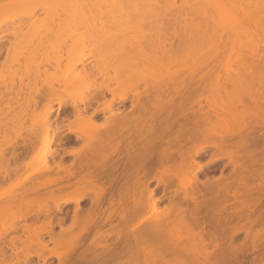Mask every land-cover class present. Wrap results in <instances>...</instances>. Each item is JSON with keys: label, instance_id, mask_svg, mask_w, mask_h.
<instances>
[{"label": "bare ground", "instance_id": "1", "mask_svg": "<svg viewBox=\"0 0 264 264\" xmlns=\"http://www.w3.org/2000/svg\"><path fill=\"white\" fill-rule=\"evenodd\" d=\"M52 1L53 3L57 2V4L62 2V5L59 4L61 6L59 9L63 7L64 10H67L73 6L77 10L74 14H72L74 11L72 8L66 12L69 11L68 16H74L76 21L89 19L94 22L107 19L112 22L127 23L133 17H145L144 19L159 17V19H163L164 17L175 16L184 17L185 20L189 15L185 21L189 20L187 21L189 25L196 28L201 34H205L207 41L215 38L219 40L221 46L223 45L222 48L227 44L240 45L244 51L248 49L253 53L254 56L251 54L253 56L252 63H255L259 58H254L260 52V48L257 46L260 42L255 41L256 38L254 37L258 31L264 28L260 25H264V0H75V2L72 0L74 5L70 0H48L51 7H55V3L52 4ZM51 7H47V10ZM55 11L52 10L51 12ZM64 14L67 16V13ZM51 15L48 14L47 16ZM26 16L0 14V25L5 22L15 23V21ZM252 27L256 29L253 28V31ZM17 30L10 31L14 40L8 41L5 56L7 58L5 62H2V66L12 60L16 64L14 59L18 58L23 51L24 55H21L20 63L17 62L19 63L18 72L24 75L26 72L23 71L31 68V71H34V68L38 69L36 71H43L41 68L45 66L42 63L43 59H39V57L42 54L41 57L44 56L43 48H46V41L50 43V39L54 38V34L52 38L49 37L53 30L48 29L47 32L45 29L41 35L38 33L40 36L37 34L36 38L34 37L32 46H35V49L27 47V41L22 36L25 35L23 34L24 29L22 31ZM104 37L97 40L94 38V43L110 44L101 45L98 48L114 52L113 63H107L108 61L100 58L99 55L94 60V64H87L84 61L85 58L78 54L79 52L76 53L79 50L77 42L69 41L68 37L65 36L54 41L55 45L61 44H59V48L56 46L57 52L61 48L60 55L64 54L60 58L62 59L60 71L65 73L68 70H75L80 64L81 71L85 74L84 78L86 77L85 79H89V81L87 82L88 85L82 87L84 89L78 90V88L77 92L71 93L72 90L69 89H74L72 86L74 81L66 83L63 80L65 78L63 72L55 73V75L50 71L52 73L48 74L51 76L48 75L49 78L46 76L45 82L37 85L39 87L49 85L53 89L51 88L52 90L46 93L47 107L43 119L45 121L34 125L27 131L23 128L18 130L20 141L15 146V150L18 149L19 153L29 157L18 162L16 168L33 167V169L21 176L13 186L31 180L33 175L37 174L40 179L33 180L32 185L23 190L22 194L31 193L38 196L46 192L48 198L56 201L52 207L44 205L33 207L31 205L33 200L26 204L29 206L20 216L21 221L24 220L23 223H9L3 226V230L0 231L1 264H50L53 259L56 260V264H219L221 256L227 258L228 256H243L242 253L245 254L246 251H249L246 246V239L249 238L251 251L254 250L255 246L257 247L259 244L258 240H262L261 231H264V219L262 222V218H260V216L264 217V215H260L263 214L264 208L262 211L259 209L262 213L258 211V205L262 204L261 200L264 201V89H255L256 92L241 96V107L239 106L241 116L240 113H237L241 117V123L237 127L240 119L236 115L239 119H237V128H231L230 131L224 130L227 132L226 134L213 135L214 133L211 132L213 129L209 131L212 127L208 129L209 132L207 131L211 125L208 122L212 115L214 120L216 119L214 115L220 114L215 110L216 113L212 112L215 113L212 114L208 110L201 112L188 106L189 94L195 88L193 84L180 82L179 84L176 83L175 86L165 81L162 82L161 86L153 88L152 92L147 90L145 93L144 90V93H140L137 89L142 77L140 80V73H136L140 71L139 69L143 71L142 68L146 67V63L145 60L137 58L136 55H141L147 45L134 46L128 40ZM167 41L164 40L162 45L166 44ZM215 42L217 43V41ZM42 43L45 46L43 45L41 48ZM21 44L24 46L22 47ZM37 44L40 45L37 46ZM55 45H53L54 48L52 45H49L48 48L55 49ZM38 48H41L43 53ZM48 48H46L47 51L50 50ZM26 49L27 53L25 52ZM47 51H45L46 54ZM72 52L77 54L75 58L71 56ZM38 53L39 57L36 58ZM13 54L18 56L14 57ZM46 54L45 56H47ZM11 58L12 60H10ZM211 59L217 58L213 56ZM44 60L47 61L46 57ZM103 60L105 61L103 62ZM241 60L246 64L247 61H250L244 60V57ZM240 62L242 65L243 62ZM109 64L111 66H113L112 64L116 65L115 68L123 64L122 67L117 68L118 71L114 70L113 76L115 83H117L116 87L112 86L110 81H104L110 77L108 74ZM30 66L33 67L30 68ZM123 66H128L130 74L127 68H123ZM244 66L242 72L247 67ZM125 71H127L125 76L127 79H125L130 85L122 83L127 82L124 78L121 79L122 75H120L121 73L125 75ZM134 74L138 76H133ZM99 76H102L103 80H98ZM241 76L240 74V79L244 78ZM136 77L139 79H135ZM90 78H92V82H90ZM229 79L228 83L237 80L236 77L235 80ZM246 81L248 82V79ZM246 81L242 82L249 85ZM126 84L130 88L127 89ZM119 86L126 88L125 90H129L132 94L131 110L129 108L122 115L123 118L120 122H110L117 117L118 113L106 116V119L100 123L93 121V111L87 115L88 107L93 102L98 104L94 113L110 110L116 103L125 102L127 95L121 93L123 88ZM119 88H122L121 91ZM62 92L71 94L69 103L63 102L60 98ZM107 93L111 95L110 99L106 98ZM243 97L245 99L247 97L248 100ZM53 103H57L59 115L60 113L66 115V127L63 124L64 119L62 121L55 119L56 121L53 122L55 118L53 117L52 121L47 120L52 113ZM133 109H135L136 115L135 112L132 113ZM140 110H143V112L141 111L142 114ZM69 112L73 114L72 119L69 118ZM142 115H144V119ZM135 119H139V121L135 122ZM141 119H143L142 122ZM64 130L68 136L65 135ZM141 130H143L142 133ZM210 132L212 133L211 136H209ZM71 135L74 136L75 142L79 143L77 148L68 143L71 140ZM53 144H56L57 148H52ZM66 144L71 147H67ZM53 149L56 150L53 154L61 150L63 154H72L76 158L65 164L62 163L61 159H56L54 156L50 159L48 156ZM208 150L213 151L210 152L207 161L203 163L196 159ZM123 151L126 154H131L132 157H129L130 159L125 162H120L127 164L125 165L126 169L123 170V172L127 170L125 172L127 176L122 173L126 177L118 175L116 172H114L116 173L115 177L110 174V177H114L116 185H118L114 187L115 184L112 182L114 179H110L113 184L109 183V180H107L108 183L106 180L102 181L103 177H106L105 179L110 178L104 176L108 175V172L104 174L105 171L102 170L104 166L106 169V163L108 166L112 165V162L99 156ZM155 153L159 155H156L159 157L156 158L159 159L156 162L158 165L152 163L153 166L150 169L151 165L147 163L154 159L152 156H155ZM175 153L180 154V159H182V162L178 164L179 166L176 164ZM220 159L226 160L224 166L232 165L233 169L228 175L215 177L214 180L217 182L214 183L210 179L211 175L212 178L214 175L208 176V172L212 169L211 166ZM75 160L78 161L75 162ZM143 161L148 166L147 172L141 171L145 167ZM37 165L39 168L35 169L38 167ZM97 167H99L98 174L95 171ZM152 168L157 171L154 169L156 172H152ZM206 169L207 180L202 181L198 178V174L205 175ZM180 172L181 174L184 173L183 176L185 175V177L189 176L187 182L179 183L181 187L188 188L183 194L178 193L176 188L169 186L171 180L178 177ZM102 174H104L103 177ZM97 175L100 176V178L97 177L99 179L96 178ZM120 176L126 181L128 178L131 179L132 184L129 183L130 181L127 183L124 181L130 186H126L124 182L120 183L122 181L121 178L119 179ZM247 177L256 178L258 183L255 186L246 184L245 179ZM71 179H75V181L68 182ZM262 179L263 182L260 181ZM151 180H155L156 184L163 185L160 193L158 192L159 188L157 190V188L149 187L152 183H150ZM98 181H101V184L104 182L105 185H101ZM117 182L119 183L117 184ZM237 183L239 184L237 185ZM107 184H112L110 186L113 188H107L110 186L103 188ZM119 184L124 187L122 188ZM199 184L207 186V188H199ZM228 184H232L234 188H227ZM70 186L72 188H68ZM47 187L51 188L45 190ZM249 188H255L254 191L259 189L257 193L261 192V194L251 199H242L243 195L254 193ZM68 189L73 191H71L73 193L71 196L66 193ZM221 193L226 197L232 196L235 201L239 202V206L232 207L234 214L243 209L246 213L244 218L246 222L242 226L228 229L223 238L219 236V231H221V229L218 230L220 219L215 214V203ZM170 196L172 198H169ZM166 197L171 200L169 204H165L166 207H162L164 208L163 211L160 205L158 206V202ZM86 199L89 200V204L82 207L81 203ZM69 204L74 206L70 221L66 219L67 215L64 210L65 206ZM202 209L205 211L200 216ZM245 209L247 210L245 211ZM146 210L147 213L145 214ZM207 211L211 214L208 220L204 219ZM255 211L257 215H254ZM230 217V215L224 216L222 223L226 224ZM137 218L138 220L135 222L134 220ZM39 222H41L40 228L36 227ZM252 227L254 230L250 229ZM9 231H13L15 235L8 236ZM248 231L251 233L250 235H248ZM238 232H243L246 235L244 234V242L236 244L234 237ZM89 236H91V240L84 244L86 240H89ZM49 244H52L53 247H49ZM125 246L126 252L124 251ZM11 247L15 250L12 251ZM32 247H37L40 251L24 252L27 248ZM6 249H10L11 253L7 254ZM34 258L36 259L35 262H33ZM229 260L226 259L225 261L230 263L231 260L230 262ZM237 261V264H242Z\"/></svg>", "mask_w": 264, "mask_h": 264}, {"label": "rangeland", "instance_id": "2", "mask_svg": "<svg viewBox=\"0 0 264 264\" xmlns=\"http://www.w3.org/2000/svg\"><path fill=\"white\" fill-rule=\"evenodd\" d=\"M54 1H56V0H54ZM70 2H72V5H74L72 0H70ZM74 2H75V0H74ZM54 3L52 1V4H54ZM61 3H62L61 1H60V3L58 2V4L56 2L55 7H51V4H50V2H48V0H0V14H6V15H12V16L27 15L23 19L21 18V19L15 21V23L18 22L17 24H15L13 22H5V23H2L0 25V207H2L0 209V231L3 230V226L5 224L17 223V222L23 223L24 220L21 221L20 216L22 213H24L27 210V206H29V205H26V204L30 203L31 201L34 200V202H32V204H31V205H33V207H36L37 205H44V206L52 207L54 205V202L56 201V200H53L51 198H48V195L46 194V192L42 193L38 196L31 194V193H27L24 195L22 194L23 190L27 189L28 186L32 185L33 180L37 181L40 179V176L37 174H34L32 179L25 182V183H22L18 186L17 185L13 186V185H15V182L21 176H23L24 174H26L27 172H29L33 169V167L32 168H23L22 167L20 169L16 168V165L18 162L23 161L25 158L27 159V157H29V156L26 157L25 154L19 153L17 151L18 149L15 150V146L20 141L19 137H18L19 136L18 130H21L23 128L24 130L27 131V129L32 128L34 125L36 126L39 123H41L42 121L43 122L45 121L43 119H44V111L47 107L46 93L49 90H52L53 88L50 87L49 85H47L46 87H43L42 85H41V87H39L37 85L41 84V82H43L45 79L49 78L51 76V75H49L50 73L53 72L52 74H55V73L60 74L59 72H61V73L63 72V71H60L62 69L61 65H60L62 59H60V58H62L61 56H63L64 54L60 55V49L61 48L58 51L59 53L57 52V49H56L57 48L56 46H58V48H59V46L61 44L60 43H59L60 45L54 44V41L61 39L62 36H65L66 38L68 37L69 41H74L75 43L77 42V45L79 46V50L76 53L79 52L78 54L82 55L83 58H85L84 61L87 64H91V65L95 63L94 60L96 58H98L99 55H100V58L107 60L108 61V62L106 61L107 63H109V62L113 63V61H114L113 60L114 59L113 58L114 52L112 53L110 51H106L105 49L98 48L101 45H105V44L110 45V44H107V43L102 44L99 42L94 43V40L95 39L97 40L100 37L102 38L104 36H107V37L109 36V37H113L116 39L128 40V41L132 42L133 43L132 45H134V46H139V45H144V44L147 45L145 50L142 51L141 55L140 54L136 55L137 58H142V60L143 61L145 60L144 62L146 63L145 64L146 67L142 68L143 71L141 69H139L141 72L140 71L138 73L135 72L136 74L140 73L139 74L140 80L142 77V80L139 81L140 83H138L139 85H138L137 90L140 91V93H144V90L146 91L145 93H147V90H150L152 92L153 88H155V87L157 88L158 86H161L162 82H165V81H167L168 83H171L175 86H176V83L179 84L180 82L193 84V86L195 88L189 94V98L187 100L188 106L190 108H193L195 110H199L201 112L208 110L211 113L216 111V112H219V114H220V115H218V113L215 114L216 112L212 113V114H215L214 117L216 116L215 117L216 119H214V120H213V115H212V117L210 115L211 118L209 119L208 124H211V125L209 127L207 124V126L209 127V128H207V131H208V129H210L212 127L209 131H211L213 129L211 131L212 133H214L213 135L226 134L227 133L226 131H228V130L230 131L231 128H233V129L237 128L241 123V119H240L241 118L240 117L241 116V108H240L241 107L240 106L241 105L240 104L241 96H243V95L245 96V95H248L249 93L256 92L259 88L264 89V32H262L264 30L263 24H260V25H262L263 30L258 31L256 34V37H254V38H256L255 41L258 40V42H260V43H258L259 45H257V46H259L260 52H261V50H262V52L261 53L259 52L258 53L259 55L257 54L258 56L256 55L254 57V58H257V57H259V58L257 59V61L255 59V61H256L255 63L254 62L252 63V61H253L252 58L254 56L253 53L250 52L248 49H247L248 51L246 50L247 51V53H246V51L243 50L244 48H241L242 46L240 47V45H237V44L232 45L231 44L232 45L231 46L230 44H227L226 46H224L222 48L223 45L221 46V44H219L220 43L219 40H216L215 38H213L212 40L209 39L207 41L205 34L204 35H203V33L201 34L200 32H198L196 30V28L189 25V23L187 22L189 20L185 21L189 17V15H188V17L186 16L187 14L185 15L187 17V18H185V20H184V17L175 16V17H164L163 19L162 18L159 19V17L158 18H151L150 17L149 19L148 18L144 19L145 17H133L127 23L119 22L121 24H119L118 22L108 21L107 19L97 20L94 22L89 20V19L88 20L83 19V21H79V19H78V21H79L78 22L74 19V16H72V15L68 16L69 11L68 12H66V11L69 8H67V10H64L63 7L61 9H59V7H61L60 5H62ZM75 5H77V4H75ZM47 7H51L53 9L49 8V10H47L48 9ZM64 8H66V7H64ZM71 8L74 11H73V13L70 11V14L71 13L74 14L75 11H77V10L74 9L73 6ZM50 9H51V11L52 10L53 11L56 10V11L51 12ZM60 12H62L61 14L67 13V16L65 14H64V16L63 15L61 16V14L59 16H57V14H59ZM48 14L49 15L52 14L51 15L52 17L51 16L48 17L47 16ZM53 14H55L56 16ZM182 15H184V14H182ZM26 26H28V27H26ZM253 28L256 29L255 27H252V29ZM14 29L16 31H18L17 29H20L21 31L24 29L23 30L24 33L23 32L22 33L25 35H22V36H24L26 39L25 41H27V47H29L31 49H35V46H32L33 45L32 41L34 43V37L38 33H40V35H41L45 29L47 30V32H48V29L51 31L53 30L52 32H54V33L51 32L49 37L51 36V38H52L53 34L55 36L53 35L54 38L50 39V43H48L46 41V48H48L49 45H52V48H54L53 45H55V49L51 50L50 48H48V49H50V50H48L49 51L48 52L46 48H43L44 49L43 50L44 56L46 54L45 51H47V54H46L47 56H45L47 61L44 60V58H45L44 56H43V58L41 57L43 54L40 55V57H39V53H38V55L36 54L37 55L36 58L39 57V59H43V61H44L43 62L42 60H38L40 62L42 61L43 66H45L44 68H41L39 66L41 69H43V71H41V70L36 71L37 68L36 69L34 68L35 72L31 71V69H32L31 67H33V66H30V68H31L30 70L26 69L25 71H23L24 73L26 72L24 75L21 74V72L19 73L18 72L19 71L18 66L20 63L21 55H24L23 51H22V54L20 53L21 54V55H19L20 57L16 54L18 56V58H16L17 60L14 59V61H16V64H15V62H13V60H12L13 57H12L10 59L12 61H10V62L6 63L4 66H2V62H5V60L7 58L5 56L7 54L6 47L9 43L8 41L11 42L14 40V38L10 32L11 30H14ZM254 29H253V31H254ZM258 30H259V28H258ZM255 31H257V30H255ZM47 34H49V33H47ZM61 34H62V36H60ZM161 40H162V42H161ZM164 40L165 41L168 40V41H167V43L165 42L166 44L162 45V43H164L163 42ZM214 40L217 41V43ZM208 42H210L209 43L210 45L208 44ZM38 45H40V44H37V46ZM43 45H44L43 43L40 45L41 48ZM47 45H48V47H47ZM23 46L24 45H22V47ZM37 46H36V48H37ZM236 46H237V48H236ZM41 48H38V50L39 49L41 50ZM54 50H56V51H54ZM209 50H210V52H209ZM17 51H14V52L16 53ZM212 51H214L213 52L214 54L211 53ZM25 52L27 53V49ZM41 53H43L42 50H41ZM76 53L74 54L72 52L71 56L75 58L77 56ZM16 55H14V57ZM213 56L214 57L216 56L217 59H215V60L211 59ZM243 57H244V60L248 59L250 61H247V64L244 63L243 60H241ZM18 59H19V61H18ZM105 60H103V62ZM240 61L243 62L242 65H241ZM17 62H19V63H17ZM248 62H249V64L251 63L250 67L248 66L249 65ZM42 63H41V65H42ZM256 63H258V64H256ZM112 65L113 66H111L109 64L110 67L108 68V70H109L108 74L110 75V77H107L104 81H106V82L110 81L112 83V86L116 87L117 83H115L114 76H113V74L115 72L114 70H117V68L119 66L122 67L121 65H123V64H120L117 68H115L116 65H114V64H112ZM244 65L247 66L248 69L246 67V69H244L245 71L242 72V67ZM125 66H123V68H127V70H128V66L127 67H125ZM36 67H37V65H36ZM45 68H46V70H45ZM20 71H22V70H20ZM50 71H52V72H50ZM129 71L130 70H128V73L130 74ZM83 73L84 72L81 71V65L80 64L77 65V68L75 70H70V71L68 70L65 73L63 72V74L65 75L64 76L65 78L63 80L66 81V83L74 81V83L72 82L73 83L72 86H74L73 87L74 89H72V88L69 89V90H72L71 93L77 92L82 87L88 85L87 82L89 81V79L88 80L85 79L86 77L84 78L85 74H83ZM124 73H125V75H123V73L120 74V75H122L121 79L124 78V80H126L127 77H125V76L127 75L126 74L127 71H125ZM240 74L242 75L241 77H244V78L240 79ZM48 75H49V77H48ZM46 76H47V78H46ZM133 76H138V75L134 74ZM235 77L237 80H235ZM137 78L139 79V77H136L135 79H137ZM229 78H232L236 82L233 81V82L228 83V81L230 80ZM246 79H248V82L246 81ZM98 80H103V77L99 76ZM124 80H122V81H124ZM242 81H246L247 83H249V85L243 83ZM46 82H47V80H46ZM90 82H92V78H90ZM122 83H124V85H125V83L129 84L128 81L127 82L124 81ZM232 83H234V84H232ZM127 84L125 87L128 89L130 84L128 86H127ZM119 87H122V86H119ZM122 88L124 89V91ZM122 88H119L120 91L122 89L121 93L123 92L127 95V99L122 104H124L125 106H129V108H130L131 107L132 94L130 93L129 90H125L126 88H124V87H122ZM82 89H84V88H82ZM255 89H257V90H255ZM66 93L67 92H62L61 96L60 95L59 96L63 102L69 103L71 101L70 100L71 94L68 95V93L67 94ZM106 98L110 99L111 95L107 93ZM245 100H248L247 97ZM117 104L122 105L121 103H116V105ZM93 105H95L96 107L98 106V104L96 102H93L91 104V106H93ZM189 107H188V109H190ZM131 108L129 110H131ZM239 108H240V110H239ZM128 109L121 111V112L120 111L116 112L113 110V106H112V108H110V110L107 109V110L101 111L100 113H94V110L92 112L90 109H88V112L87 111L86 112H87V115H89L88 113L92 112V114H93L92 120L95 122H98V123L103 122L106 119V116H108V115L110 116L113 113H118L117 117L114 120L110 121L113 123L114 121L120 122L121 119L123 118L122 115L126 111H128ZM135 109H133L134 110L133 112L132 111H129V112L134 113ZM136 111L139 112L137 109H136ZM141 111L143 112V110H140V113H141ZM144 113H146V112L144 111ZM221 113H222V115H221ZM237 113L238 114L240 113L239 114L240 116H238ZM134 114L136 115V112ZM134 114H131V115H134ZM68 115H69L70 119L73 118L72 113L69 112ZM236 115L240 119L238 124H237L238 118ZM99 116H102V118H99ZM143 116L144 115H142V118H143ZM145 116H147V115H145ZM53 117H55L53 122H55L56 120L57 121L59 120V111L57 110V103L52 104V113L49 116V118H47V120L52 121ZM135 117L138 118L137 116H135ZM139 117H141V116L139 115ZM143 119H141V122ZM133 121H134V118H133ZM138 121H139V119L136 120L135 122H138ZM211 121H212V123H211ZM65 122H67V120H65ZM236 124H237V127H236ZM64 127H66V125H64ZM224 130H226V131H224ZM222 131H224V132H222ZM142 132H143V130H141V133ZM211 132H210L209 136L212 135ZM102 133H103V131H102ZM70 141H72V139ZM70 141L68 143L69 144L71 143L70 144L71 146H74L75 148H77L79 146V143L75 142L74 139L72 142H70ZM142 141L144 142V139ZM142 141H141V143H142ZM69 144H66V146L68 145L67 147H71ZM55 147H57V145L53 144L52 148H55ZM157 148L160 149V147H157ZM55 151L56 150L53 149L52 152L49 154L48 157L50 159L52 158L53 152H55ZM212 151L208 150L204 154L197 157L196 159L198 161H201L204 163L205 161H207V158L209 157V154ZM58 153H62V151L59 150ZM69 155H71L72 160H64L63 158H61L62 163H64V164L70 163L73 161V159L76 158L72 154H69ZM80 155H82V154H80ZM156 155H158V154L155 153V156H152V158H154V159L151 162L149 161V163H148V165H151L149 167L150 169L153 166L152 163L155 164L157 162V160L159 161V159H156L159 155L158 156H156ZM174 155H175V158H177L176 164L178 165L180 162H182V159H180L181 156L178 153H175ZM255 156L258 157L259 155L258 156L255 155ZM77 161L75 160V162H77ZM225 162H226L225 159H220L218 162H216L214 165L211 166L212 169L208 172V176H210L211 174L214 175L213 178H212V175L210 178L212 182H214V183L217 182V180H214L215 177H219L221 175H228L229 173H231L233 166L227 165V167H226V166H224ZM221 165H222V167H221ZM38 168H39V166L35 169H38ZM204 168H206V167H204ZM222 168H223V170L221 171ZM154 169L152 170V172L157 171L156 169H155L156 171ZM184 173H185V171H184ZM184 173L181 174V172H180L179 176L173 178L171 180V182L169 183V186L176 188V190L180 194H183L185 189L188 190V188H183L179 185L180 182H187V180H188L187 178L189 176H186V177H185V175L183 176ZM206 173H207V169H206ZM198 178L202 181H206L207 175H201V174L199 175L198 174ZM73 181H75V179H71L68 182H73ZM260 181L263 182V179ZM245 182H246V184H249L250 186H255L256 183H258V180L256 178L250 179L247 177L245 179ZM152 184L153 183H151L149 185L150 188L152 187L151 186ZM234 184L236 185V183H234ZM238 184L239 183H237V185ZM10 187H12V188H10ZM162 187H163V185H162ZM49 188H51V187H47V188H45V190H49ZM68 188H72V187L70 186ZM199 188H207V186H203V185L199 184ZM227 188L232 189V188H234V186L232 184H228ZM245 189H247V188H245ZM249 189H251V188H249ZM253 189H255V188H253ZM253 189H251V191ZM69 190H70V192H69ZM157 190H158V188H157ZM159 190H158V192L160 193L162 190H161V188H159ZM71 191H72L71 189H68L66 192L67 195L71 196L73 194L72 193L73 191L72 192ZM257 191H259V189ZM257 191L255 190L254 193L255 192L256 193L255 194L252 193V195H251V193L250 194L248 193L247 195H243L242 199H244V200L251 199L252 197L260 195L261 192L257 193ZM66 193H64V194H66ZM157 193H156V195H157ZM159 193H158V196H159ZM169 198H172V196H170ZM227 199H229V201H226ZM170 200L168 199V197L163 198L162 200H160L161 202L160 201L158 202V206L160 205L161 208L164 206L166 207V205L169 204ZM261 202L263 204L264 201L261 200ZM88 204H89V200L86 199V200L82 201L81 206L84 207V206H87ZM224 204H225V206H224ZM262 204L258 205L259 206L258 211H259V209H261V211L263 210L264 205H262ZM237 206H239V202L235 201L232 196L226 197V196H224L223 193H221L217 197V201L215 203V207H216L215 214L220 219V222H219L220 226L218 227V230L221 229V231H219L220 238H223L226 235V232L228 229H232V228L234 229L235 227H238L240 225L242 226L246 222V220H244V218L246 216L244 209L242 211H239L237 214H234L232 207H237ZM73 208H74L73 204H69V205L65 206V208H64L66 215H67L66 219L68 221H70V215L72 214ZM163 209L164 208H162V210ZM246 210L247 209H245V211ZM165 211H166V209H165ZM204 211L205 210L202 209L200 211L199 215L201 216ZM146 213H147V210L145 211V214ZM259 213H262V212L259 211ZM145 214H144V216H145ZM255 214L257 215L256 211H255L254 215ZM226 215H230L231 217L229 218V220L227 221L226 224H223L222 218ZM260 215H264V211H263V214H260ZM162 216H164V215H162ZM210 216H211L210 212L207 211L206 216H204V219L208 220V218ZM260 218H262V220ZM260 218L259 219L263 222L264 217L260 216ZM137 220H138V218L135 219L134 221L136 222ZM263 225H264V222H263ZM39 226H41V222L36 224V227H39ZM254 227H256V226H254ZM254 227H252L250 229L254 230ZM105 228H106V226H105ZM56 229L58 230V228H56ZM250 229H248V230L251 232ZM250 232L248 235L251 234ZM244 234L245 233H243V232H238L235 235L234 238H235L236 244L239 242H242V241L244 242L245 235H246V234L245 235ZM260 234H261L260 237L262 238V240H260V241L258 240L259 244L257 243L258 245H257V247L255 246L254 250L251 251V245L249 242L250 238L246 239V246L248 247L247 250L249 249V251H246L245 254L242 253L243 256H240V255H238L236 257L228 256V258L226 256H221V258L219 260L220 262L218 261L219 264L228 263L225 261L226 259H227V261H228V259L231 260V262L229 260L230 263H228V264H235L237 260H238L237 261L238 263L240 261V263H242V264H264V244H262L264 242L263 241L264 240L263 239L264 231H261ZM10 235H15V233L13 231H9L8 236H10ZM90 240H91V236H89V240H86L84 244L89 243ZM262 245H263V247H262ZM49 247L52 248L53 245L49 244ZM124 248H125L124 251L126 252L127 251L126 246ZM11 250L13 251V250H15V248L11 247ZM11 250L6 249V253L10 254ZM38 250L39 249L37 247H32V248H27L26 250H24V252H28V251H33V252L36 251L37 252ZM235 259H237V260H235ZM35 260L36 259L34 258L33 262H35ZM53 260H52L53 263L51 261L50 264H56V260L55 259H53ZM0 264H1V261H0Z\"/></svg>", "mask_w": 264, "mask_h": 264}, {"label": "flooded vegetation", "instance_id": "3", "mask_svg": "<svg viewBox=\"0 0 264 264\" xmlns=\"http://www.w3.org/2000/svg\"><path fill=\"white\" fill-rule=\"evenodd\" d=\"M95 107H96L95 105H93V106L90 105L88 108H89L91 111H93V110L95 109ZM128 108H129V106H125V105H115V106H113V110L116 111V112H118V111L121 112V111H124V110H126V109H128ZM97 113H100V111L97 112ZM66 118H67L66 115L64 116L63 113H60V115H59V121H62V120L64 119V122H63L64 125L66 124V122H65ZM99 118H102V116H99ZM64 133H65V135L68 136V133H67L66 131H65ZM70 139L73 140V139H74V136L71 135V138H70ZM55 148H57V147H55ZM52 156L56 157V159H61V158H63L64 160H72L71 155H69V154H62V153H58V152H57V153H54ZM99 157H103V159L106 158L107 160H109V161L112 162V165H108L109 167L107 166V163H106V169L104 168L105 166L103 165L104 167H103V170H102V171H105L104 174H106V173L108 172V175H109V176H108L107 174H106V175L102 174V177H103V175H104V176H107V177H110V174H112L111 176L114 175V177H115V174H116V173H117L118 175H119V174L122 175V173H124V174L127 176V174L125 173V172H127V170H126L125 172H123V170L126 169V168H125V165H127V164H125L124 162L127 161V160H129V159L132 157L131 154H128V153L126 154V152L124 153V151H123V152H121V153H112V154H109V155H108V154H107V155H105V154L102 155V154H101V156H99ZM129 157H130V158H129ZM143 157H144V156H143ZM122 161H124V162L122 163V164H124V165H122V164L120 163V162H122ZM111 162H110V164H111ZM115 162H117V163H115ZM108 163H109V162H108ZM143 163L145 164L144 161H143ZM143 163H142V164H143ZM146 163H147V162H146ZM147 164H148V163H147ZM147 164L144 165L145 167L143 166L144 168H142L143 170L141 169V171L147 172V170H146L147 167H148ZM97 168H98V169H97ZM97 168H95V171H97V170L99 171V167H97ZM101 169H102V168H101ZM101 169H100V170H101ZM106 170H107V171H106ZM98 171H97L96 174H98ZM102 171H101V173H103ZM114 172H116V173H114ZM144 172H143V173H144ZM139 173H140V171H139ZM124 174H123L122 176L126 177ZM118 175H116V176H118ZM140 175H141V173H140ZM205 175H207V173H205ZM122 176L119 177V179L121 178V180H122L120 183H122V182H124V181L127 183V182L130 181L129 183L132 184L131 179L129 180V178H128V179H127L128 181H126ZM97 177L100 178V176H98V175L96 176V178H97ZM114 177H110V178H108V179H105L106 177H105V178L103 177V179H102V178H101V179H102V181H103V180H106V183H108L107 180H109V183L114 182V184L116 185V182H115V178H114ZM99 178H97V179H99ZM110 179H111V180L114 179V181L112 180V182H111ZM123 179H124V180H123ZM117 180H118V179H117ZM118 181H119V180H118ZM98 182L100 183L101 181H98ZM125 182H124V183H125ZM150 182L153 183V184L151 185V186H152L151 188H163V187H162V184H160V185H159V184H156L157 182H156L155 180H151ZM103 183H104V182H103ZM103 183H102V184L100 183V184H101V185H105V183H104V184H103ZM118 183H119V182H117V184H118ZM124 183H123V184H124ZM126 183H125L126 186H127V185L130 186V184H126ZM112 184H113V183H112ZM112 184H110V185L112 186ZM110 185L107 184L105 187L103 186V188H106L107 186H110ZM115 185H113V186H114V187H117V186H118V185H116V186H115ZM111 186H110V187H107V188H113V187H111ZM119 186L122 187L121 184H119ZM126 186H125V187H126ZM121 187H120V188H121ZM123 187H124V186H123ZM123 187H122V188H123Z\"/></svg>", "mask_w": 264, "mask_h": 264}]
</instances>
